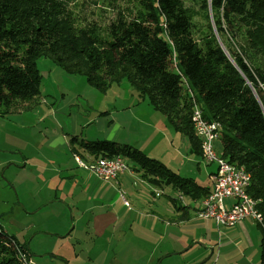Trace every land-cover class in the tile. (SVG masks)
Masks as SVG:
<instances>
[{
    "label": "rangeland",
    "instance_id": "1",
    "mask_svg": "<svg viewBox=\"0 0 264 264\" xmlns=\"http://www.w3.org/2000/svg\"><path fill=\"white\" fill-rule=\"evenodd\" d=\"M133 1L72 0L70 7L82 24L105 27L118 12L126 15ZM210 7L209 23L220 44ZM196 13L194 22L203 27L205 16L198 8ZM37 68L39 97L25 103L0 100V236L18 257L14 241L25 248V262L21 257L19 263H260L261 230L253 220L218 227L199 216V203L182 196V205L196 210L180 221V195L129 172L130 164L110 181L77 167L69 148L72 138L113 142L143 152L199 186H211L216 166L205 164L201 152L200 157L191 153L188 140L139 98L138 89L122 81L101 94L48 59H40Z\"/></svg>",
    "mask_w": 264,
    "mask_h": 264
},
{
    "label": "trees",
    "instance_id": "2",
    "mask_svg": "<svg viewBox=\"0 0 264 264\" xmlns=\"http://www.w3.org/2000/svg\"><path fill=\"white\" fill-rule=\"evenodd\" d=\"M71 2L0 0V100L25 103L40 96V59L83 77L101 94L127 81L200 157V140L190 122L194 98L204 119L220 124L221 158L251 173L248 193L259 200V264H264V0H134L126 15L118 12L105 27L82 24ZM208 3L220 44L211 30ZM197 8L205 16L203 27L194 22ZM69 148L72 155L120 156L153 186L170 187L194 203L211 192L128 145L72 138ZM176 206L178 219L188 221L191 212ZM14 243L26 256L25 248ZM19 262L0 236V264Z\"/></svg>",
    "mask_w": 264,
    "mask_h": 264
},
{
    "label": "built area",
    "instance_id": "3",
    "mask_svg": "<svg viewBox=\"0 0 264 264\" xmlns=\"http://www.w3.org/2000/svg\"><path fill=\"white\" fill-rule=\"evenodd\" d=\"M190 122L195 136L200 140L202 160L207 165H215L216 171L209 176L210 194L199 202V216L213 219L216 225H232L245 219H251L257 224L262 223V216L257 210L259 200L252 198L248 190L252 185L251 173L243 166L229 164L217 152L220 139V124L208 122L203 117L202 110L192 104ZM78 168L89 170L100 180H117L118 176L128 170V165L120 156L103 157L74 153L72 155ZM176 200V199H175ZM227 201L232 204L228 205ZM182 205V196L176 200ZM25 262V255L20 253V259Z\"/></svg>",
    "mask_w": 264,
    "mask_h": 264
},
{
    "label": "crops",
    "instance_id": "4",
    "mask_svg": "<svg viewBox=\"0 0 264 264\" xmlns=\"http://www.w3.org/2000/svg\"><path fill=\"white\" fill-rule=\"evenodd\" d=\"M190 163L193 164L196 168H198V163H196V162H194V161H190ZM129 172H131V173H137L136 171H133V170H130ZM184 178H185V177H184ZM209 182H210V181H209ZM208 187H210V186H208ZM161 190H162V189H161ZM187 209H188V211H190L191 213H193L194 210H196L194 207L191 208V209H189V207H188ZM177 217H178V214H177Z\"/></svg>",
    "mask_w": 264,
    "mask_h": 264
},
{
    "label": "water",
    "instance_id": "5",
    "mask_svg": "<svg viewBox=\"0 0 264 264\" xmlns=\"http://www.w3.org/2000/svg\"><path fill=\"white\" fill-rule=\"evenodd\" d=\"M218 227L220 226V225H217Z\"/></svg>",
    "mask_w": 264,
    "mask_h": 264
}]
</instances>
